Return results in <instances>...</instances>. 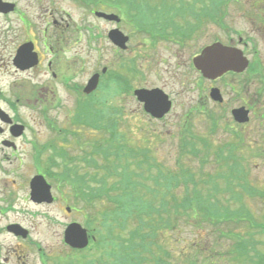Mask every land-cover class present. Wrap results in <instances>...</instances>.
<instances>
[{
	"label": "rangeland",
	"instance_id": "1",
	"mask_svg": "<svg viewBox=\"0 0 264 264\" xmlns=\"http://www.w3.org/2000/svg\"><path fill=\"white\" fill-rule=\"evenodd\" d=\"M10 1H18L22 13L21 16L17 17L0 16V89L5 90L8 98L16 104V107H11L9 104L7 105L4 103V98L2 97H0V107L8 110V113L13 115L17 122L26 127L27 135L25 139L18 141L17 152L4 151L0 145V163L7 171L12 172V170H19V173H21L19 176H15L16 178L13 176L9 178L10 181L15 178V180H17L16 185H13L11 182H4L5 178H2L3 175L1 174L5 175L7 173L5 169L0 173V212L3 210L6 212L5 217L0 215V227L12 222H21L32 225L33 227L31 226L30 228L36 230V234L40 238L37 239L43 244L46 252L50 254V257L55 258L56 254L59 256L58 254L60 251H63V246L65 245L63 243V234L68 223L75 220L86 227V220L84 219L83 212H66L67 204L68 206L72 204L73 197V194L68 187L60 189L55 187L57 190L55 194L59 197L57 205L55 204V206H43L42 208H39L29 202L28 190L24 186L26 184H24L25 182H22V178L25 176L33 177L39 170L43 173L49 161L53 160V155L48 149L47 153H41L39 162L36 163L37 148L49 145L50 142H54V139L58 141L59 138L55 137V133L50 129V124H55L56 127L59 126L64 130L71 128L70 119L75 115V107L79 102L78 94L74 95L59 83V78H68L70 73L73 72L69 70V68L67 69L68 65L64 64V69L68 74H65L63 70L59 72L57 64L58 59L55 57L52 62L51 71H47V57L52 58L53 56L45 54L44 50L46 52L48 51L44 47V39L46 37L47 44L51 46L48 36L54 35L55 39L58 40L62 36V30H67L65 34L67 39H69L68 33H70V36L74 34L71 43L68 44L67 41L66 44L69 45L66 50H70V46L76 37L78 35H84L85 42L83 41L82 44H79L77 49H72V53L68 52L65 58L63 55L62 62L64 63V60L69 61V59L73 57V53L76 54V51L77 53L82 52V55H86L84 58L88 62L89 70H91L89 74H92L95 71L100 72L103 69L102 66L114 57L109 49L110 45L107 43L105 44L102 37L104 38L105 33L115 28L114 25L95 18L92 10L118 12L115 10V4L119 5L122 10L121 15L124 17L125 21L122 23V29L132 33L134 30L130 25H132L133 14L128 15L131 14L130 11L116 0H87L90 4L83 0ZM204 1L207 3L206 0ZM224 1L225 2L219 3L221 10L219 14L222 20V25L227 26L230 29L244 30L245 38L248 41L245 53L248 56V59L253 60L256 64L260 65L261 69L262 77H257V83L252 77L240 78L235 82L232 78L225 80L229 86V89L225 88L226 94L224 95L226 96V99L229 100V98L232 97L236 100V102L233 101L230 105H233V107H240L246 102L248 105L250 104L254 107L252 114L253 122L251 120L252 124L250 123V127L248 125L241 130V128H238L235 125L229 107H227V109L216 107V119L219 122V128L216 130L215 134L212 132L213 104H208L207 108L204 109L208 111L202 114L197 108L198 104L190 102V99L196 97L194 92H186V90L182 92V89L177 86L174 91L177 90L184 94H182V97H175L174 110L163 121H154L146 116L142 107L140 106L139 108V105L131 96H129L128 101L125 100L124 102L121 100L118 102L114 99L109 100L107 107L108 109L116 108L123 112L117 115V120L119 121L117 130L120 133L117 142L118 144H120L122 140L124 146L129 144L135 149L151 146L154 150L156 149V151H154V156L164 167L176 166L177 170L179 165H183L186 170L190 169L191 172L194 171L196 173L198 183L211 182L210 187L206 188L209 192L214 190V180L216 178V195L220 196L221 204L228 205L227 207L236 211L244 209L249 215L253 216V219L264 220V216L260 217L258 215V213L260 215L264 214V209L262 207L264 198L255 196L253 197L255 202H253L247 198L249 196H246V199L242 198L236 202L228 191L229 186L236 184L234 183L235 180L231 178L232 174L230 169L234 168V166H238V170H234V174L236 177H239V167H242L239 163L243 161L244 166H246V171L248 172L247 174L249 175L247 184L245 185H248L251 191L258 189L264 192V89L262 87L264 81V14L260 15V11L255 8L257 3L261 2L264 4V0H239L240 3H236L234 0ZM128 3L132 5L130 2ZM136 3L144 5L148 12L149 9L151 10L155 5L153 0H136ZM260 10L264 13V7H261ZM65 12L70 14L74 22L70 21V16H67ZM49 13L53 19L51 18L49 20V17L47 16ZM54 21H57V24H54ZM59 24H61L60 27H58ZM46 26L49 28V31L48 34L46 33L43 35L42 33ZM190 26L193 28L199 27V37L193 38L189 43V46L195 47L192 52L213 41L214 28L212 24H206L204 21H200L192 22ZM69 29H71V31H69ZM76 32L78 34H76ZM98 34H100V36H98ZM224 35H222L219 28H216V37L222 38ZM141 38L142 35L135 36V44H137ZM29 40L36 43L37 51L41 55L42 62L41 65L32 72L18 73L13 68L11 61L18 46H21L24 42ZM87 41L93 43V47H95H92V49H94L93 51L89 50L90 48L86 45ZM141 41H143V39H141ZM99 49L102 51V58L104 52L102 63L101 55L97 53L99 52ZM160 67V72L156 69L158 70V75H156L155 78L156 83H161L162 80H158V77L159 75L164 74V69L166 68ZM146 68L147 64L142 63V72L146 70ZM56 69L59 72V74L56 73L58 77L51 80V73L55 72ZM87 77V73H82L78 82L83 83L84 79ZM260 80H262L261 84L259 83ZM246 82L247 85H245ZM233 86L237 91L236 93H232ZM259 86L262 87V92L260 91ZM246 89L247 94L244 93ZM100 90L101 89H99L96 96H93L92 99L97 97L100 100L102 99L103 94ZM248 93H250V98L248 97ZM82 98L85 99L84 97ZM252 99L254 103L251 101ZM93 110H95L93 106L89 107L88 114L91 115ZM186 113H189V132L183 130L186 124L183 115ZM235 130H241V135L238 136V132ZM80 136L83 137V143L87 144L92 140H101L103 134L102 136H98L90 130H82ZM186 141L194 144L198 148L199 154L196 158L184 157V161L180 162V159H177L176 155L177 152H179L180 146ZM73 142L75 141L72 140V143ZM68 154L69 157L75 159L78 164L86 167L82 162L83 159L86 158L84 154H81L76 150L68 151ZM55 160L58 162V157ZM97 168H87L95 176L96 181L102 185V187L100 184L97 186L96 183L94 184L96 188L106 189L115 184L116 180L108 178L107 170L101 162L97 161ZM74 169L82 174L88 173L86 172L87 170L82 167H76ZM132 169L136 170V167H132ZM154 173L156 172L152 171L148 173V175ZM144 176H147V174L144 173ZM103 180H107L108 187L104 186ZM244 180L245 179H242V181ZM6 188L14 189V191H12V196H14V203L12 202V204L16 210L14 213L8 211L6 208L9 206L5 203L7 200L5 194V190H7ZM188 193H190V189ZM171 196L172 194L166 199L170 200ZM109 198L111 200L110 202L116 205V200H113L114 197L112 194H110ZM154 205L158 207L161 203L157 201ZM105 206L106 205L100 204L97 201L95 203L96 212L102 210L101 207L104 208ZM173 207L174 206L171 205L159 207L162 208V210H165L166 208V211L165 215L162 217L163 219L156 220L159 224H166L168 220L171 222L174 220V230L172 233H169V238L162 246L163 249L171 250L172 256L169 258L171 264H184L182 261V253L188 258L186 253H190L191 251L194 254H198L194 258V261H198V264H205L201 261L209 255L212 256L215 264L216 262L219 264L221 260H223V256L218 254H227L231 249L230 243L226 241L227 239H223L217 234V232L212 234L213 231L209 226L204 227L203 230L205 232H201L198 237H196L198 231L190 226L194 225V222L189 221L190 217L188 219L187 216L190 213L176 211ZM112 208L113 206H111L109 210ZM261 208L263 210H261ZM113 210L114 213L119 210V207L116 205ZM99 214L100 213H98L97 217L92 220L90 225L91 228L97 227L98 219H101ZM106 218H109L110 222L115 219L112 218V216H103V220H106ZM146 221H148V219H146ZM126 225L128 233L136 229L137 226L136 222L131 219H128ZM218 227L224 233L231 234L233 237L234 235L240 236L242 239L244 238L246 240L247 237L250 238V235L252 234V230L249 226L243 223H224ZM97 233L98 232H96V234ZM204 233L206 234L205 240ZM106 235V238H104L106 242L111 240L113 245L120 246L119 242L112 239L118 238L117 232L116 234H108L106 232ZM201 235H203V241L200 238ZM97 236L99 241L100 236ZM0 240L5 246L16 245V242L9 237L4 236L1 237ZM231 240L235 241L233 238ZM201 242H203L204 245L199 247L200 245L198 244ZM204 246L206 248L203 249ZM200 248L203 250H200ZM210 248L215 250L216 253H207L206 249ZM195 251L199 252L196 253ZM116 252H118V250H116ZM261 252L264 253V246L262 247ZM101 253L102 252L96 247V243H94L91 245V248L88 249L87 252L82 253L80 257H86L89 261L98 260L100 259L99 256ZM119 255H122L121 252H119ZM241 255H246V253ZM75 256L79 258L78 255L70 254L69 259ZM30 261L37 263L35 258H31ZM185 264L189 263L185 262Z\"/></svg>",
	"mask_w": 264,
	"mask_h": 264
},
{
	"label": "trees",
	"instance_id": "2",
	"mask_svg": "<svg viewBox=\"0 0 264 264\" xmlns=\"http://www.w3.org/2000/svg\"><path fill=\"white\" fill-rule=\"evenodd\" d=\"M86 109V108H85ZM89 116L92 118H97L100 132L105 134V137L101 140L96 141L92 145V154L89 157H86L85 162L97 168V158L102 162L104 167L107 170L108 178L115 179L116 182L111 187H108L107 180L104 181V186L111 188L108 189V194H101L102 189L92 187V184L88 183L84 179H79V181L73 180V186L77 191L83 192L84 198L90 202H99L100 204L106 205L104 208H107L105 212H102L103 216H110L113 213V208L116 206L110 202V194L114 197L113 200H116V204L119 201L122 204L120 209H126L129 213V217L135 214L134 219L138 224L146 223V219H156L163 217V215H158L156 212V206L153 204V201L147 200L145 197L138 194L137 190L146 191V195H151L155 201L161 203L160 206H174L173 208L176 211L188 212L192 211L190 215H194L196 220L206 219L204 213L197 210L198 206L203 207L207 205L208 202H212L210 194H205L203 189L199 190L200 194L194 193L190 185H193L194 177L196 179V173L190 171V169H185L183 165H179L176 170V166L171 167L170 176H164L161 172L160 178L162 181L159 183H154V178L148 177V173L151 172V156L149 155L150 151L142 148L128 147L124 146L122 140L118 144V139L120 136L118 129L119 121L115 117L106 116L101 109H95L92 111V114L89 115L86 110H82L78 114L77 124L81 123V120L87 119ZM99 116V117H98ZM61 150L66 154L68 152L67 147H62ZM104 161V163H103ZM180 162L184 161L183 157L179 160ZM132 167H136L132 169ZM135 170V171H134ZM134 171V172H132ZM144 173L147 176H144ZM196 183V182H194ZM154 184H158L154 186ZM202 184V183H201ZM100 186L102 187L101 183ZM186 186V187H185ZM203 188V187H202ZM118 190V191H117ZM99 192V193H98ZM118 194H113V193ZM155 196H154V194ZM181 193L182 196L179 194ZM172 194L171 199L167 200L166 198ZM164 202V205H163ZM111 204V205H108ZM113 206L111 210H109ZM114 213H117L115 211ZM114 213L112 216H114ZM162 217L160 219H162ZM210 221V216H209ZM168 226V225H166ZM158 230H162V226H158ZM152 232V231H151Z\"/></svg>",
	"mask_w": 264,
	"mask_h": 264
},
{
	"label": "flooded vegetation",
	"instance_id": "3",
	"mask_svg": "<svg viewBox=\"0 0 264 264\" xmlns=\"http://www.w3.org/2000/svg\"><path fill=\"white\" fill-rule=\"evenodd\" d=\"M54 24H57V21H54ZM113 24V23H112ZM61 24L58 25V27H60ZM116 27L118 28L119 26L116 25ZM213 44H216L218 42H221L219 40L216 39V19L214 22V27H213ZM215 30V31H214ZM170 34H172V32H169ZM187 34L184 36V38H181L179 46L177 45H173V44H168L167 47L164 50V59H165V64H166V68L164 69V78H162L161 76L163 75H159L158 80H162L161 83H156L155 78H156V73L160 69L159 67L162 65V63H164L161 59V57H158L156 54V51H149L148 50H144L141 48V46L138 44H135L134 42L132 43L133 46V52H135V56L137 57V61L141 62L143 61L145 64H147V68L146 70L143 71V75L145 76V80L143 81V83H145L144 85H142V83L140 82V75L141 72L139 73V77L138 80L134 82V87L139 88V89H145L147 88L148 90H154V89H161L164 90V92L168 95L169 99L171 100L172 104L175 107V100H176V96L177 97H182V94L184 93H180L177 90L174 91V89H176L177 87H180L182 89V92H184V90H186V92L188 91H194L196 92L195 95L196 97L194 99H190V102L196 103L198 104V106L200 107H204L205 104L208 103V101L210 100V91L213 88H219L221 90V92H224L225 88H229L228 84L226 83V79L228 78H232L234 79V82L237 80V78L241 77L244 78L245 76H247L246 78H253V73H252V67L251 65L249 66L248 70H246L244 72V74L242 75H238L235 73H227L224 76H222L219 79H214L213 82H211L212 84H210V82L206 81V79H204L201 74L199 72L196 71L195 67H194V61L192 62L190 57H191V53L195 47L194 46H189L190 41L192 40V38L198 33H193V32H186ZM66 34V30H62V36L56 40L55 36H52V42L55 41V43H53V46H56V43L61 45L62 48L64 49L65 47H67V41L68 44L71 43L72 41V35H68L69 39H67L65 37ZM105 44H109L111 45L113 48H115L114 52L115 54H118L119 60L120 62L123 61V53H125L124 51H120L118 50L117 47H115L112 43H110V41L108 40V33H105ZM109 41V42H108ZM231 40L226 38L224 40L223 43H225L226 45H228V43H230ZM242 43V40L240 41ZM87 45V43H86ZM246 45V43H245ZM82 54V52H80ZM198 54V53H197ZM76 55H78L79 57H82L81 55L77 54L76 51ZM196 56V55H195ZM194 58V57H193ZM81 59V58H80ZM76 64H80L87 68L88 66V62L84 61L83 64L81 63V61L79 60V58H75L74 61ZM157 65V66H156ZM160 65V66H159ZM160 68H164V66H161ZM78 69V68H77ZM158 69V70H156ZM70 70H72V68H70ZM193 73V76H192ZM106 75H111L112 78H114L116 75H123L124 74V65L121 64L119 66V69L115 71V73H111L109 74L108 70L105 73ZM163 74V73H162ZM120 75V76H121ZM153 76V77H151ZM203 79L201 80L200 77ZM243 76V77H242ZM54 77L56 78L57 75L56 73L54 74ZM148 80V82H147ZM206 83H208L206 85ZM240 83V82H238ZM237 83V85H238ZM206 85V86H205ZM245 85H247V82L245 83ZM239 86V85H238ZM245 94H247V89L244 92ZM201 94V95H199ZM188 95V94H187ZM130 95H120L119 96V101L121 100L122 102H124L125 100L128 101ZM189 97V96H188ZM248 97L250 98V93H248ZM134 101L137 100L136 97H133ZM231 101H235L236 100L234 98H230ZM138 102V100H137ZM214 104V115H215V120H216V102H213ZM140 105V104H139ZM221 107H224V103L220 105ZM244 106L246 107V109H248L249 111H251L248 103L245 102ZM189 113H186L183 115V117L187 118V115ZM14 141H18L17 138H14L13 135H11L10 133V127H8L7 125H4L3 128H0V144L1 146H3V143H9V144H13L12 142ZM4 147V146H3ZM4 148H8V147H4ZM7 150L9 151H13L16 152L18 150V147H14L11 145V148H8ZM13 184H15V181H13ZM9 191L6 190V194H8ZM7 196V200H6V205H9L10 203V195H6ZM7 210H11L8 207H6ZM14 212V211H11ZM1 216H6V212L0 213ZM10 225H21L22 227H27V226H23L20 223H13V224H5L4 226L0 227V238L1 237H9L12 238L14 240H16L18 243H16L17 245L15 246H5V244L0 240V264H39V263H35V262H31L29 261L30 259V255L33 253H39L41 255L40 250H38L37 248V244L40 243V241L37 239L39 238L36 234V232L34 230V241L29 242V243H25V242H20L18 241L19 237H13L12 234H10L8 232V227ZM31 231L29 236H31ZM40 239V238H39ZM41 248V247H40ZM42 249V248H41ZM40 264H43L42 261H40Z\"/></svg>",
	"mask_w": 264,
	"mask_h": 264
},
{
	"label": "water",
	"instance_id": "4",
	"mask_svg": "<svg viewBox=\"0 0 264 264\" xmlns=\"http://www.w3.org/2000/svg\"><path fill=\"white\" fill-rule=\"evenodd\" d=\"M0 11L5 12V10ZM99 17H104V14H98ZM26 48H22L20 50V55L18 58L23 59L25 62V68H29L36 64V58L29 57L26 58L28 52L25 51ZM22 53V54H21ZM207 57V58H205ZM205 60L201 65V69L203 70L204 74L208 77L214 76L215 74V67L213 66V49L207 51L205 55ZM21 61V60H20ZM246 66V63H243V59L241 58V54L238 55L237 53H231V59L229 65L227 66L230 70H242ZM98 84V76H95L89 83V86L85 90L86 93L92 92ZM145 104V109L147 112L152 113L155 115L157 111V115L163 116L169 109L167 107L166 99L162 96H157L152 93H144V92H137ZM214 97V96H213ZM216 99H219V96L216 95ZM246 115V114H245ZM19 132L21 133L22 128L18 127ZM32 191H33V199L35 200H48L50 193H49V186L46 185L43 178H36L32 183ZM66 242H68L73 247H85L87 245V238L86 232L80 228L78 225H72L68 231L66 236Z\"/></svg>",
	"mask_w": 264,
	"mask_h": 264
}]
</instances>
